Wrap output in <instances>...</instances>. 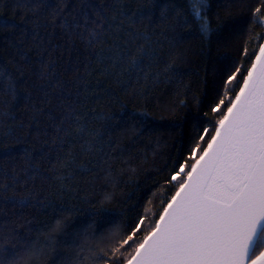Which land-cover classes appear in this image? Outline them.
Instances as JSON below:
<instances>
[{"label": "trees", "instance_id": "trees-1", "mask_svg": "<svg viewBox=\"0 0 264 264\" xmlns=\"http://www.w3.org/2000/svg\"><path fill=\"white\" fill-rule=\"evenodd\" d=\"M255 3L207 0L205 33L189 0H0L3 247L61 264L85 233L150 226L249 66Z\"/></svg>", "mask_w": 264, "mask_h": 264}, {"label": "snow or ice", "instance_id": "snow-or-ice-1", "mask_svg": "<svg viewBox=\"0 0 264 264\" xmlns=\"http://www.w3.org/2000/svg\"><path fill=\"white\" fill-rule=\"evenodd\" d=\"M195 3L189 0V10L206 33L207 0ZM250 23L264 29V0H256ZM251 31L249 41L257 43L249 52L246 42L242 52L249 66H236L225 80L227 92L212 108L219 118L194 145L198 158L171 176L175 191L158 218L143 228L142 217L123 235L85 233L75 256L61 264H264V32ZM142 63L131 67L143 71ZM35 254L0 240V264Z\"/></svg>", "mask_w": 264, "mask_h": 264}]
</instances>
